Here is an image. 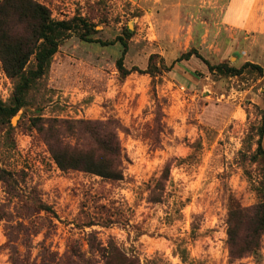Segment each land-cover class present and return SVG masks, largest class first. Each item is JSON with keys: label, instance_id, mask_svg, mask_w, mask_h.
I'll return each instance as SVG.
<instances>
[{"label": "rangeland", "instance_id": "374dc122", "mask_svg": "<svg viewBox=\"0 0 264 264\" xmlns=\"http://www.w3.org/2000/svg\"><path fill=\"white\" fill-rule=\"evenodd\" d=\"M36 1L54 19L83 18L92 41L79 36L84 29L72 32L47 73L31 84L25 105L0 118V169L10 174L0 179V264H11L8 235L18 256L27 253L36 264H41L43 248L60 258L74 242L95 264H103L100 253L89 247L91 232L103 245L112 239L134 253L140 264H264V236L258 260L229 255L226 223L231 199L243 207L264 200V162L253 157L264 110L263 42L252 44L256 38L250 35L206 37L205 42L200 37L186 47V37L171 35L170 12L151 16L126 0ZM162 15L168 25L156 22ZM118 37L128 45L125 66L137 67L126 77L116 67L123 49ZM194 47L202 60L182 58ZM203 60L236 69L249 61L262 72L247 68L229 74L208 69ZM34 62L31 57L27 67ZM147 68L155 76L143 72ZM15 82L0 61L2 103L12 101ZM109 117L123 127L119 138L128 157L124 178L117 182L60 170L38 131L48 119ZM157 118L163 125L158 141L152 133ZM192 152L196 160L172 166L173 183L163 202H148L147 181L167 160ZM36 199L55 216L38 210ZM86 214L107 226H81ZM193 222L199 226L195 238L190 237ZM180 242L188 249L186 262L175 253Z\"/></svg>", "mask_w": 264, "mask_h": 264}, {"label": "trees", "instance_id": "16d2710c", "mask_svg": "<svg viewBox=\"0 0 264 264\" xmlns=\"http://www.w3.org/2000/svg\"><path fill=\"white\" fill-rule=\"evenodd\" d=\"M80 30L83 31L80 32L79 36L83 40L91 42L92 40L87 37L90 30L89 25L81 17L75 16L70 19L58 20L51 17L49 9L36 0H0V61L6 74L16 80L10 104L7 105L0 101V118L2 120L5 117L15 115L25 105L27 91L35 80L47 73L51 58L57 52L61 42L70 37L72 32ZM127 33L129 36L130 32L127 31ZM117 40L123 49L116 60V67L121 77H126L137 70V67L127 68L125 66L124 57L128 45L121 37H118ZM190 56L201 59V55L195 47L184 53L182 58ZM31 57L34 58L35 62L33 66L27 67ZM203 62L208 69H224L227 73L234 75L242 74L247 68L257 70L258 73L262 72L260 65L249 61L237 69L225 68L223 64L211 66L207 60H203ZM141 71L143 70L141 69ZM143 72L155 76L149 68ZM152 90L154 91V98L157 100L155 89ZM158 113L162 115V113ZM154 120L156 130H153L152 133L153 138L158 141L163 125L161 118ZM45 122L47 127L40 125L38 131L43 135L50 155L60 170H77L113 182L121 181L124 178L125 162L128 157L119 138V131L123 127L117 118L109 117L105 120L66 119L62 121L48 119ZM59 126L64 128L62 133L58 131ZM263 135L264 110L258 129L256 150L253 154L254 158H261L264 162ZM192 148L194 147L192 146ZM196 157L197 155L192 152L182 159L173 157L167 160L160 173L151 177L145 184L147 201L150 203L163 202L168 185L173 183L171 181L172 166L185 161L188 162L192 158L196 160ZM0 173V179L6 180L5 174L10 177V174L4 169H0ZM35 201L38 203V210L55 214L54 210L40 199ZM185 203L180 205L181 207L177 209V212L182 210ZM84 219L80 224L83 227H91L97 224L107 226L106 222L99 221L89 214H86ZM226 223L229 255L234 259L252 255L258 260L264 236V200L252 206L243 207L231 199ZM198 227V223H192L191 238L197 237ZM22 228L23 231L29 229L25 226ZM33 232L37 233V228L33 229ZM88 237L90 249H96L100 253L103 264H140L137 255L126 252L114 240L110 239L107 244L103 245L96 240L93 232L88 233ZM8 238L11 264H36L35 261L26 257L27 253L20 258L16 247L12 244L13 238L9 235ZM42 251L41 264H95L92 258L85 256L76 242L71 243L69 251L60 258H56L46 248H43ZM175 253L182 262H186L189 258L185 242L176 244Z\"/></svg>", "mask_w": 264, "mask_h": 264}, {"label": "crops", "instance_id": "0c3cea01", "mask_svg": "<svg viewBox=\"0 0 264 264\" xmlns=\"http://www.w3.org/2000/svg\"><path fill=\"white\" fill-rule=\"evenodd\" d=\"M146 10L148 15L170 12L171 35L194 38L253 36L252 44H264V0H126ZM167 15V14H166ZM165 15V17H166ZM162 15L158 25H168ZM155 20H153L155 22ZM165 28H168L165 26ZM164 28V29H165ZM163 29V28H162ZM227 40V38H226ZM256 40V41H255ZM228 41V40H227Z\"/></svg>", "mask_w": 264, "mask_h": 264}, {"label": "water", "instance_id": "95a60500", "mask_svg": "<svg viewBox=\"0 0 264 264\" xmlns=\"http://www.w3.org/2000/svg\"><path fill=\"white\" fill-rule=\"evenodd\" d=\"M12 122H13V119H12Z\"/></svg>", "mask_w": 264, "mask_h": 264}]
</instances>
